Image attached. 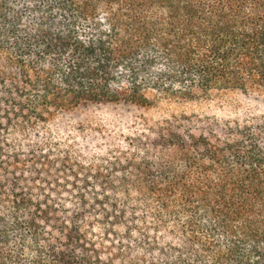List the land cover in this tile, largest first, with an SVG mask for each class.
<instances>
[{
	"label": "trees",
	"instance_id": "trees-1",
	"mask_svg": "<svg viewBox=\"0 0 264 264\" xmlns=\"http://www.w3.org/2000/svg\"><path fill=\"white\" fill-rule=\"evenodd\" d=\"M0 264H264V0H0Z\"/></svg>",
	"mask_w": 264,
	"mask_h": 264
},
{
	"label": "rangeland",
	"instance_id": "rangeland-1",
	"mask_svg": "<svg viewBox=\"0 0 264 264\" xmlns=\"http://www.w3.org/2000/svg\"><path fill=\"white\" fill-rule=\"evenodd\" d=\"M174 107L167 106L166 104H159L158 106L150 107V108H138L136 106H121L118 108L110 110L113 114L121 113L123 116H137L138 114H143L148 117H160L162 115H167Z\"/></svg>",
	"mask_w": 264,
	"mask_h": 264
}]
</instances>
